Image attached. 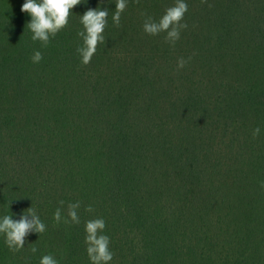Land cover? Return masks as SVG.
I'll return each mask as SVG.
<instances>
[{
	"label": "trees",
	"instance_id": "trees-1",
	"mask_svg": "<svg viewBox=\"0 0 264 264\" xmlns=\"http://www.w3.org/2000/svg\"><path fill=\"white\" fill-rule=\"evenodd\" d=\"M23 2L0 0V215L31 207L47 227L18 252L0 236V264H90L96 218L108 264H264V0H185L174 44L143 24L176 0H128L119 24L105 0L86 65L80 15L98 0L46 46ZM77 202L79 223L53 219Z\"/></svg>",
	"mask_w": 264,
	"mask_h": 264
},
{
	"label": "clouds",
	"instance_id": "clouds-1",
	"mask_svg": "<svg viewBox=\"0 0 264 264\" xmlns=\"http://www.w3.org/2000/svg\"><path fill=\"white\" fill-rule=\"evenodd\" d=\"M105 0H98L96 7H89L80 15V24L82 29L77 32L82 43L77 47L81 63L88 64L97 51V45L105 42L104 30L108 24L109 11L102 4ZM111 3L113 0H107ZM88 0H24L21 5V12H26L30 16L27 22L28 29L31 32L33 41L39 40L46 46L50 38L63 28L69 22V15L72 9L78 4H87ZM128 0H114V11L112 21L119 24L121 13L124 12ZM187 3L185 0H176V3L167 8L158 21L147 17L144 21V31L150 35H158L161 32L166 34V39L174 44L180 37V30L187 25L182 23ZM42 59L40 51H35L32 56L34 63ZM185 61L178 60V67L182 68ZM259 127L254 129V135L259 134ZM63 204V201H61ZM79 203L69 205L67 217H62L61 208H57L53 213V219L65 223L71 220L73 223H79L77 208ZM28 211L22 210L19 213V219H13V214L0 215V236H3V242L6 247L14 252H18L25 247V238L30 232L37 234L46 231V224L41 219L39 213L31 207ZM31 217V219H29ZM105 221L103 218H96L85 221L84 242L86 244V253L90 264H108L112 260L113 253L109 248L110 237L104 233ZM33 253L37 252L36 247H32ZM39 264H59L51 254H43L39 257Z\"/></svg>",
	"mask_w": 264,
	"mask_h": 264
}]
</instances>
